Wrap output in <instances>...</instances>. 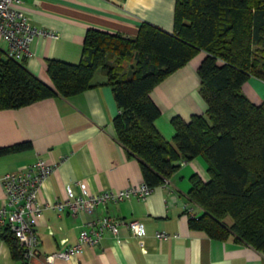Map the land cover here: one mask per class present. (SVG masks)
<instances>
[{"label":"crops","instance_id":"0c3cea01","mask_svg":"<svg viewBox=\"0 0 264 264\" xmlns=\"http://www.w3.org/2000/svg\"><path fill=\"white\" fill-rule=\"evenodd\" d=\"M175 3L176 0H20L13 5L23 10L33 25L58 32L57 37L38 35L25 61L33 74L54 85L47 60L78 63L88 29L135 36L140 23L147 21L172 31ZM0 47L6 51L4 42ZM204 56L205 51H200L150 91L161 111L156 125L168 139L175 134V115L189 120L194 113H206L208 103L200 91L198 73ZM124 61L128 63L124 65ZM124 61L123 71L130 64L128 59ZM105 81L106 75L100 69L93 77L94 86L81 93L69 97L57 94L0 109V147L23 141L32 144L28 149L0 154V199L4 197L2 174L26 169L39 158L59 162L44 180L39 195L42 202L63 199L66 186L72 184L78 190L79 180L94 192L121 189L145 180L139 158L130 155L118 139L114 118L120 107L111 85ZM242 88L254 103L263 101L264 80L250 76ZM208 167L202 155L182 161L146 198L108 202L93 212L45 208L35 222L38 255L28 264H45L47 254L76 243L89 221L106 214L139 220L142 234L135 235L122 225L118 235L107 231L98 244L85 246L70 259L56 258L53 264H264L263 250L234 236L214 238L190 226V215L201 211L189 195L191 177L196 174L208 181ZM160 230L171 236L159 238ZM0 264H22L12 255L1 230Z\"/></svg>","mask_w":264,"mask_h":264},{"label":"trees","instance_id":"16d2710c","mask_svg":"<svg viewBox=\"0 0 264 264\" xmlns=\"http://www.w3.org/2000/svg\"><path fill=\"white\" fill-rule=\"evenodd\" d=\"M200 51V91L208 108L189 120L175 115V134L168 139L156 125L161 111L150 91ZM25 61L0 47V109L81 93L94 86L101 69L120 107L114 118L118 139L139 158L144 179L160 185L182 161L202 155L210 179L191 177L189 195L201 211L190 215V226L264 251V99L254 103L242 88L250 76L264 80V0H176L172 31L147 21L135 36L90 28L78 63L47 60L54 85ZM31 145L1 146L0 154ZM0 230L14 258L28 264L14 232L7 225Z\"/></svg>","mask_w":264,"mask_h":264},{"label":"built area","instance_id":"2783aa9c","mask_svg":"<svg viewBox=\"0 0 264 264\" xmlns=\"http://www.w3.org/2000/svg\"><path fill=\"white\" fill-rule=\"evenodd\" d=\"M20 0H0V41L7 46L6 53L12 58L22 60L32 53V43L38 35L59 36L58 32L41 28L30 22L28 15L14 7ZM59 162L37 159L26 169L7 171L1 176L4 197L0 199V225H7L18 237L23 248L24 258L30 262L38 255L39 237L35 222L45 208L58 211L69 209L73 213L93 212L98 205L119 202L126 198H146L154 189L146 180L121 189H104L100 192L90 190L86 182L77 181L78 190L72 184L66 186V196L53 202L39 199L44 180L58 167ZM122 225L140 236L142 224L137 219L117 218L102 215L87 223L80 231L76 243L45 256V264H53L56 258L70 259L83 251L87 245L98 244L107 231L119 234ZM159 238L170 237L165 230L157 232Z\"/></svg>","mask_w":264,"mask_h":264},{"label":"rangeland","instance_id":"374dc122","mask_svg":"<svg viewBox=\"0 0 264 264\" xmlns=\"http://www.w3.org/2000/svg\"><path fill=\"white\" fill-rule=\"evenodd\" d=\"M0 42H2V41H0ZM112 63H113V61H111ZM128 62L127 61H124V65H126ZM227 221L229 222V223H231L232 222V218H230V217H228L227 218Z\"/></svg>","mask_w":264,"mask_h":264}]
</instances>
